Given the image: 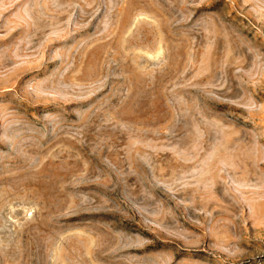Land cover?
Segmentation results:
<instances>
[{"label": "rangeland", "instance_id": "374dc122", "mask_svg": "<svg viewBox=\"0 0 264 264\" xmlns=\"http://www.w3.org/2000/svg\"><path fill=\"white\" fill-rule=\"evenodd\" d=\"M8 5L0 264H264V0Z\"/></svg>", "mask_w": 264, "mask_h": 264}, {"label": "crops", "instance_id": "0c3cea01", "mask_svg": "<svg viewBox=\"0 0 264 264\" xmlns=\"http://www.w3.org/2000/svg\"><path fill=\"white\" fill-rule=\"evenodd\" d=\"M18 0H0V8L4 7V6H9L8 4H15L17 3ZM5 9V7H4ZM0 14H7L8 16L10 15L7 12H4V10H0ZM10 21H12V19L9 18Z\"/></svg>", "mask_w": 264, "mask_h": 264}]
</instances>
